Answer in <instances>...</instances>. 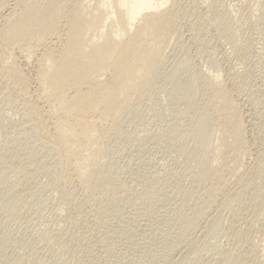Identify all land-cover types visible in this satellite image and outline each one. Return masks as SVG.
Wrapping results in <instances>:
<instances>
[{
  "label": "rangeland",
  "instance_id": "rangeland-1",
  "mask_svg": "<svg viewBox=\"0 0 264 264\" xmlns=\"http://www.w3.org/2000/svg\"><path fill=\"white\" fill-rule=\"evenodd\" d=\"M17 1L0 8V27ZM168 4L172 44L134 109L97 144L105 180L90 193L27 124L23 94L0 84V264H264V0ZM37 54L15 62L43 112ZM216 74L242 135L239 150L212 163L197 137L210 114L200 90ZM220 137L214 130L213 148ZM209 167L221 185L207 216L221 224L213 233L195 216ZM234 188L241 194L220 207Z\"/></svg>",
  "mask_w": 264,
  "mask_h": 264
},
{
  "label": "bare ground",
  "instance_id": "bare-ground-1",
  "mask_svg": "<svg viewBox=\"0 0 264 264\" xmlns=\"http://www.w3.org/2000/svg\"><path fill=\"white\" fill-rule=\"evenodd\" d=\"M6 2L0 0L1 9ZM168 3L20 0L3 16L0 84L16 95L23 94L27 124L40 132L64 166L71 167L70 176L84 192L90 193L105 180L97 144L134 109L133 102L163 65L176 32V12ZM47 40L51 45L42 49ZM34 51L38 52L35 97L44 106L43 112L27 98L28 81L15 62L18 55L27 63ZM186 85L194 89L191 81ZM200 91L210 114L197 138L211 153L212 163L224 162L241 147V119L218 74L206 77ZM216 129L221 137L213 148ZM217 179L213 167L198 175L208 188L195 216L212 233L221 225L212 215L207 217L221 186ZM241 190L234 188L220 207Z\"/></svg>",
  "mask_w": 264,
  "mask_h": 264
}]
</instances>
